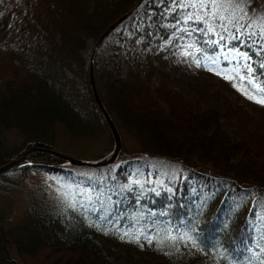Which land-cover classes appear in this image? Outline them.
<instances>
[{
  "label": "trees",
  "instance_id": "trees-1",
  "mask_svg": "<svg viewBox=\"0 0 264 264\" xmlns=\"http://www.w3.org/2000/svg\"><path fill=\"white\" fill-rule=\"evenodd\" d=\"M4 3L16 32L0 42V166L35 147L61 153L52 146L58 128L90 139L105 132L107 149L93 161L111 154L112 138L92 100L81 52L126 14L131 21L97 47L108 44L112 51L93 61V78L118 135L122 129L134 147L121 144L114 162L99 168L70 167L33 152L28 157L37 165L1 174L0 181L14 173L55 176L72 187L81 184L86 196L51 209L29 204L17 231L6 229L8 217L0 216V264H15L10 246L24 264H264V37L255 30L235 40V22L207 19L212 0ZM148 17L151 25L139 29ZM179 29L190 31L182 39L193 67L257 115L223 98L222 114L199 111L171 89L174 81L187 83L165 70L182 49L159 46ZM130 34L131 45L144 40L145 58L135 49L124 52ZM219 37V44L247 54L257 89L201 63L216 52L211 41ZM221 120L234 126L236 137L223 133ZM9 131L21 137L18 151L5 147Z\"/></svg>",
  "mask_w": 264,
  "mask_h": 264
},
{
  "label": "rangeland",
  "instance_id": "rangeland-1",
  "mask_svg": "<svg viewBox=\"0 0 264 264\" xmlns=\"http://www.w3.org/2000/svg\"><path fill=\"white\" fill-rule=\"evenodd\" d=\"M212 2L214 6L210 9V14L207 19H211L212 15H215L220 18V21L223 20L226 25L235 22V40L240 39L241 41L243 38L249 39L248 35L251 33L254 34L255 30L258 32L259 36L262 35L264 37V0H240L239 3L237 2L234 5H224L218 0H212ZM226 4L232 3L226 1ZM140 9H142V6ZM137 15L138 14L135 13V16ZM130 21L131 17L123 22L117 29L125 27ZM150 25V18L148 17L147 20L140 25L139 29ZM15 32L16 21L7 9L4 0H0V42ZM189 32V30L179 29L159 46L162 51L166 52L176 47L182 49L177 53L175 59L165 66V70L171 77L180 78L187 83L174 81L170 85L171 89L181 94L186 101L190 102L195 109L199 111L206 108H214L218 113L222 114L224 105L221 99L223 98L222 100L231 103L232 108L239 105L242 110H246L249 114L257 115L254 107L245 103L235 94H232L227 86L222 85L208 75L200 73L193 67L195 61L190 57L188 52L184 51L185 45L182 39V36L188 35ZM133 38V34L127 35L125 38V42L122 43L124 52L135 49L145 58L146 52L141 49V43H143L144 40L138 38L135 41L136 45H131ZM220 39L219 37L211 41L212 44H216V52L213 55L204 56L201 63L205 65L206 68H209V70H214L220 74L233 73L240 79H244L246 83L251 84L253 88L257 89V86L252 83V79L249 76L250 68L247 54L238 47H230L227 42L219 44L218 42ZM91 48L92 43L88 41L85 49L81 52L85 64L87 63ZM109 51H112L110 46L108 44H103L100 50L95 52L93 61H97V63L102 62V59ZM216 96H219V98ZM251 117L253 118V116ZM220 124L226 136L230 139H232L234 135L236 137L237 132L231 123L221 120ZM119 136L121 144L128 150H132L134 142L122 129L120 130ZM4 139L7 150L18 151L21 145L20 136L9 131L4 133ZM107 145L108 136L105 132L98 133L96 137L90 139L84 137H71L61 128L56 130L55 139L52 142L53 148L61 152L60 154L88 162H92L96 157L101 155L107 149ZM15 155H11V158L14 160L22 156L17 158ZM152 164L153 161L151 162V166ZM155 168L161 170V172L165 174L168 172L161 166H155ZM170 174L172 173L170 172ZM80 185L81 184L77 185V187H72L67 183H63L58 177H50L38 173L25 175L24 179L16 173L6 176L4 181H0V216L7 215L8 217L6 229L18 230V226L22 224L25 211L29 204L39 209L40 207L42 209H51L54 206L64 207L73 201L74 198L77 199L80 197L82 199L86 196V193ZM9 257L15 264H24L23 260L15 253L13 246L9 248Z\"/></svg>",
  "mask_w": 264,
  "mask_h": 264
},
{
  "label": "water",
  "instance_id": "water-1",
  "mask_svg": "<svg viewBox=\"0 0 264 264\" xmlns=\"http://www.w3.org/2000/svg\"><path fill=\"white\" fill-rule=\"evenodd\" d=\"M126 17H127V14L121 16L119 19H117L114 23H112L111 25H109L106 28V30L98 37V39L96 40V42L92 46L90 53H89V56H88V60H87V84H88V87H89V90H90V93L92 96V100L95 104V107H96L97 111L100 113V115H101L104 123L106 124L108 131L111 135L112 142H113V149H112L111 154L103 160L88 162V161L75 159V158L69 157V156L64 155V154H60V153L53 151L51 149H48V148L35 147V148H31V149H28L27 151H25L20 158L13 160V161H11V162L3 165V166H0V175L5 173V172H8L12 168H14L18 165H21L23 163L37 165L36 162H32L28 157V155L30 153H33V152H37V153H41V154H48L50 156H53L54 158H56L60 161H64L65 165L70 166V167L99 168V167L107 166V165L112 164L114 162V160H115V158H116V156L120 150L121 141H120V137H119L111 119L109 118L106 111L103 109L102 104H101L99 97L97 95V92L95 89V84H94V78H93V59H94V54H95L97 47L103 42V40L108 36V34L111 31L116 29L119 25H121L125 21Z\"/></svg>",
  "mask_w": 264,
  "mask_h": 264
}]
</instances>
